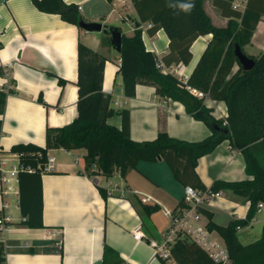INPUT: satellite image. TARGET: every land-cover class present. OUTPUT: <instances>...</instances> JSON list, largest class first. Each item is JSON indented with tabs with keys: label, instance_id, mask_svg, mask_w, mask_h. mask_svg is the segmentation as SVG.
Instances as JSON below:
<instances>
[{
	"label": "crops",
	"instance_id": "1",
	"mask_svg": "<svg viewBox=\"0 0 264 264\" xmlns=\"http://www.w3.org/2000/svg\"><path fill=\"white\" fill-rule=\"evenodd\" d=\"M62 1L76 5L86 23L113 28L114 22H121L126 28H116L127 37L132 36L134 23L138 20L130 0L119 3ZM250 1L251 4H264L263 0ZM247 3L248 0H233L232 6L243 12ZM212 4V0H203V10L214 26L225 27L228 18ZM149 27L148 23L140 25L142 41L148 52L161 59L168 53V38L163 30L148 35ZM106 37L103 33L84 32L62 21L58 15L41 12L31 0H6L0 4V69L3 72L0 90L10 91L4 113L0 115V178L18 166L17 154L9 152L12 145L31 143L44 147L47 126L62 127L76 118L78 42L106 59L102 91L112 96L115 109L129 111L133 141H152L160 129L171 138L186 142H198L210 135L208 127L186 114L182 104L158 97L152 86L137 85L134 97H125L121 76L117 74L120 55L105 43ZM210 39L211 35L200 36L192 43V57L187 66L172 65L162 71L173 73L185 82ZM263 50L264 16L244 52L257 58ZM39 98L43 104L39 103ZM202 98L216 120L226 117L223 102L207 96ZM108 124L120 128L121 119L114 116ZM47 154L54 162L51 171L41 174L44 228L29 229L18 225L22 217L18 207L17 178H10V192L0 193V209L7 223L0 232L5 264H103L104 246L114 252L107 255L105 264H114L117 260L120 264H161L150 242L163 240L169 227L166 212L174 210L183 200L185 188L173 178L162 160L139 162L136 169L128 171L124 177L115 171L106 178L86 175V151L83 149H57ZM195 172L206 188L216 180L251 179L245 172L242 154L227 140L198 159ZM5 175L9 178V174ZM97 187L105 190L106 200L100 196ZM140 204L158 209L146 215ZM248 207L249 203L244 199L230 191H221L205 210L212 214L214 224L226 226L234 218L244 219ZM262 209L257 213H262ZM263 222L264 218L258 220L255 216L244 228L252 227L254 223L262 227ZM206 223L202 215L201 224L205 226ZM135 232L142 236L136 238ZM211 235L219 238L215 232ZM166 264L175 263L169 259Z\"/></svg>",
	"mask_w": 264,
	"mask_h": 264
},
{
	"label": "trees",
	"instance_id": "2",
	"mask_svg": "<svg viewBox=\"0 0 264 264\" xmlns=\"http://www.w3.org/2000/svg\"><path fill=\"white\" fill-rule=\"evenodd\" d=\"M109 3L112 0H107ZM137 21L133 34L121 33L120 65L122 92L125 97H134L137 85L155 89L158 97L179 102L186 114L203 122L210 135L198 142H186L171 138L160 129L152 141L135 142L130 138V116L127 109H115L112 96L102 91V77L106 59L78 42L77 45V101L76 118L62 127L45 128V145L31 143L12 145L9 152L17 154L18 207L22 221L18 224L29 229L44 228L42 222L43 167L48 151L83 149L84 172L88 177L101 175L109 178L115 171L124 177L136 169L139 162L166 163L173 178L183 187L212 193L230 191L249 203L244 219L234 218L226 226L212 222V214L205 209L198 211L206 218V229L215 232L223 242L229 264H264V222L260 237L246 245L238 240L237 228L250 225L257 214L258 203H264V50L256 58L248 56L244 47L250 43L257 24L264 16V4H246L243 12L233 8V0H212V5L228 18L225 27H216L203 10V0H130ZM41 12L55 14L62 21L78 27L81 19L76 5L62 0H31ZM264 2V0H263ZM191 3L190 11L182 5ZM148 23V35L163 30L168 38V53L158 59L148 52L142 41L140 25ZM79 28V27H78ZM211 35L203 53L185 82L175 74L163 72L162 68L191 61L190 46L200 36ZM105 43L109 44V37ZM237 44L242 53L253 59L255 66L244 71L234 55ZM0 75H3L0 69ZM60 84H63L59 80ZM191 91L202 93L213 101L223 102L226 117L216 120L212 109L205 106L203 98ZM0 90V115L4 113L7 94ZM39 103L43 104L41 98ZM114 116L121 119L120 128L108 124ZM1 132V122H0ZM227 140L229 145L242 154L245 172L251 179L226 182L216 180L206 188L198 178L195 168L198 159L211 153L219 143ZM96 164L98 170H92ZM28 169H33L29 172ZM106 200L104 189L97 187ZM146 215L156 211L157 206L140 204ZM183 200L173 213L186 208ZM114 252L104 246L103 264L107 255ZM170 259L175 264H216L196 243L176 239L170 250ZM161 264L166 260L156 255ZM0 264H5L4 247L0 242ZM114 264H120L117 260Z\"/></svg>",
	"mask_w": 264,
	"mask_h": 264
},
{
	"label": "built area",
	"instance_id": "3",
	"mask_svg": "<svg viewBox=\"0 0 264 264\" xmlns=\"http://www.w3.org/2000/svg\"><path fill=\"white\" fill-rule=\"evenodd\" d=\"M6 0H0V4ZM114 3L124 2L126 0H112ZM235 9L237 6H233ZM196 97L202 98L204 95L200 92L192 91ZM18 156V155H17ZM19 157V156H18ZM53 157H48L47 163L43 167V172L51 171L53 169ZM17 168L7 171L0 178V193L6 194L11 191L8 186L10 178H17ZM92 170L97 171L96 164L92 165ZM32 172L33 169H28ZM5 174H9V178ZM3 184V187L1 186ZM220 196V192L212 193L209 191H199L191 187L184 188L183 202L187 206L173 213L172 211L166 212L169 219V227L164 234L163 240L160 243L155 241L150 242V246L155 250L156 255L165 259H170L169 250L176 239H187L199 245L204 249L211 259L216 264H229L227 250L220 238L213 237L206 229V225L201 224L202 214L198 211L199 208L206 209L211 206L212 201ZM264 203L260 202L257 205V212H259ZM7 227L6 217L3 210L0 209V232ZM240 231V228H237ZM134 236L140 238L142 234L135 232Z\"/></svg>",
	"mask_w": 264,
	"mask_h": 264
},
{
	"label": "water",
	"instance_id": "4",
	"mask_svg": "<svg viewBox=\"0 0 264 264\" xmlns=\"http://www.w3.org/2000/svg\"><path fill=\"white\" fill-rule=\"evenodd\" d=\"M78 27L84 32H97L103 33L109 37L110 46L116 51L120 52L121 49V33L116 28H106L100 23H86L83 20L78 22ZM234 55L244 71H250L254 68L255 62L253 59L249 58L242 53L240 47L234 45Z\"/></svg>",
	"mask_w": 264,
	"mask_h": 264
},
{
	"label": "rangeland",
	"instance_id": "5",
	"mask_svg": "<svg viewBox=\"0 0 264 264\" xmlns=\"http://www.w3.org/2000/svg\"><path fill=\"white\" fill-rule=\"evenodd\" d=\"M117 26L122 27L123 29L126 28V25H123L121 22H114V26L111 27L116 28ZM164 164L168 168L165 162ZM255 216L257 217L258 220L264 218V208L262 209V213L260 214L257 213ZM260 233H261V225L259 223H254L252 227L242 228L240 231H238V240L242 245H246L257 240L260 237Z\"/></svg>",
	"mask_w": 264,
	"mask_h": 264
},
{
	"label": "clouds",
	"instance_id": "6",
	"mask_svg": "<svg viewBox=\"0 0 264 264\" xmlns=\"http://www.w3.org/2000/svg\"><path fill=\"white\" fill-rule=\"evenodd\" d=\"M192 7H193V5H192L191 3H189V4H185V5H182V8H183L185 11H190Z\"/></svg>",
	"mask_w": 264,
	"mask_h": 264
}]
</instances>
